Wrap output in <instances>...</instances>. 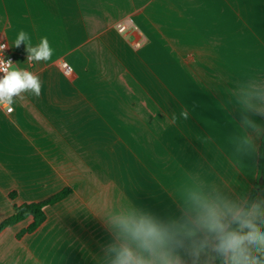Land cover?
<instances>
[{
	"label": "crops",
	"instance_id": "0c3cea01",
	"mask_svg": "<svg viewBox=\"0 0 264 264\" xmlns=\"http://www.w3.org/2000/svg\"><path fill=\"white\" fill-rule=\"evenodd\" d=\"M20 31L32 47L47 37L51 59L27 61ZM2 41L41 95L0 108V223L72 193L34 232L18 237L32 218L2 231L0 264H111L125 213L172 229L178 264H205L203 232L184 234L197 199L244 207L258 181L264 116L248 101L264 108V0H0Z\"/></svg>",
	"mask_w": 264,
	"mask_h": 264
},
{
	"label": "clouds",
	"instance_id": "9594fccd",
	"mask_svg": "<svg viewBox=\"0 0 264 264\" xmlns=\"http://www.w3.org/2000/svg\"><path fill=\"white\" fill-rule=\"evenodd\" d=\"M28 36L20 31L14 46L26 45L27 61H48L53 49L47 37H43L38 46L32 47ZM6 44H0V103L5 106L13 102V97L31 92L36 97L41 95V81L38 76L13 67L11 59L3 58ZM11 69V70H10ZM264 102V96L256 97ZM249 98L248 109L254 114L264 116V108H258ZM8 111L12 109L9 107ZM187 118V113H182ZM244 123L254 129L257 125L248 116ZM264 209L259 203L243 207L229 202L197 199V215L192 226H185V235L189 238L203 232V237L194 241L196 260L201 254L208 257L205 264L219 261V264H264ZM114 223L123 235V242L112 245L115 253L111 264H178L173 255L175 247H182L183 242L176 240V233L158 223L148 215L125 213L114 219Z\"/></svg>",
	"mask_w": 264,
	"mask_h": 264
},
{
	"label": "trees",
	"instance_id": "16d2710c",
	"mask_svg": "<svg viewBox=\"0 0 264 264\" xmlns=\"http://www.w3.org/2000/svg\"><path fill=\"white\" fill-rule=\"evenodd\" d=\"M260 178L264 179V135L259 147L258 157V180ZM263 186L264 184L260 185L257 181L244 207H251ZM71 193L72 190L70 188H65L46 200L15 205L14 214L0 223V233L9 227H13L27 220L28 218H32V223L27 228L23 229L18 237L34 232L46 220V208L59 203ZM15 196V193H11L12 199H14ZM216 264H219V261H216Z\"/></svg>",
	"mask_w": 264,
	"mask_h": 264
},
{
	"label": "built area",
	"instance_id": "2783aa9c",
	"mask_svg": "<svg viewBox=\"0 0 264 264\" xmlns=\"http://www.w3.org/2000/svg\"><path fill=\"white\" fill-rule=\"evenodd\" d=\"M116 28H117L118 32H120L122 34H125L126 32H128L129 29L138 30L137 26L129 25L126 21H121V22L117 23ZM0 44H6L7 45V47L4 49V52H3V58L5 60L11 59V61L14 63V59H13V56H12L10 50H9L8 43L5 41H2V42H0ZM134 46H135V48H140L142 46L141 40H137L134 43ZM60 68H61L63 74L66 76H71L74 73L73 67L67 61H62L60 63ZM3 75H4V73L0 72V77H3ZM9 107L10 106H8V105L5 106L3 103H0V108H5V110L7 112H9L8 111ZM10 108L13 109L12 107H10Z\"/></svg>",
	"mask_w": 264,
	"mask_h": 264
},
{
	"label": "rangeland",
	"instance_id": "374dc122",
	"mask_svg": "<svg viewBox=\"0 0 264 264\" xmlns=\"http://www.w3.org/2000/svg\"><path fill=\"white\" fill-rule=\"evenodd\" d=\"M262 181H264L263 178H260V179L258 180V182H259L260 185H263V182H262Z\"/></svg>",
	"mask_w": 264,
	"mask_h": 264
},
{
	"label": "water",
	"instance_id": "95a60500",
	"mask_svg": "<svg viewBox=\"0 0 264 264\" xmlns=\"http://www.w3.org/2000/svg\"><path fill=\"white\" fill-rule=\"evenodd\" d=\"M263 182V181H262Z\"/></svg>",
	"mask_w": 264,
	"mask_h": 264
}]
</instances>
